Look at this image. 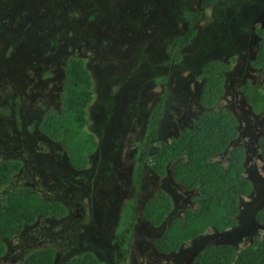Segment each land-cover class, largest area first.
Wrapping results in <instances>:
<instances>
[{
  "label": "rangeland",
  "instance_id": "rangeland-1",
  "mask_svg": "<svg viewBox=\"0 0 264 264\" xmlns=\"http://www.w3.org/2000/svg\"><path fill=\"white\" fill-rule=\"evenodd\" d=\"M53 1L0 0V161L22 163L0 189V201L29 186L46 200L63 202L69 212L62 218L39 217L21 234L5 238L7 252L0 264H20L39 248L53 249L55 264H68L86 251L102 263L117 264L120 252L112 236L120 209L133 197L138 221L127 264H192L207 245L232 244L240 251L262 237L264 226L256 215L264 209V161L258 145L264 111L251 110L242 87L261 80L252 59L259 48L257 32L264 26L258 19L264 0H209L195 25L198 35L175 65L169 63V40L186 32L183 15L198 10L203 0ZM71 55L85 58L94 84L88 130L99 145L81 171L70 166L62 145L38 128L46 111L61 107L63 66ZM214 59L232 66L219 105L239 120V137L216 160L226 164L231 151L243 146L244 176L253 182V192L240 196L237 226L222 233L209 229L179 252L163 255L154 241L186 209L196 207L198 190L188 191L173 180V162L166 177L144 166L138 188L132 174L141 160L149 116L162 100L163 117L149 157L159 152V142H170L203 113L199 99L204 79L198 76ZM7 106L11 112L2 115ZM159 190L171 195L174 209L153 227L141 211Z\"/></svg>",
  "mask_w": 264,
  "mask_h": 264
},
{
  "label": "trees",
  "instance_id": "trees-1",
  "mask_svg": "<svg viewBox=\"0 0 264 264\" xmlns=\"http://www.w3.org/2000/svg\"><path fill=\"white\" fill-rule=\"evenodd\" d=\"M50 1L54 4L53 0ZM210 1L203 0L198 10L183 15L188 28L185 33L169 40L170 65L178 64L182 50L194 42L198 34L195 25L202 18V9ZM93 17L88 20L94 21ZM257 34L260 38L259 48L252 67L261 70V80L257 84L247 82L242 87L245 101L256 114L264 111V28H260ZM231 69V64L221 59L211 60L202 67L198 77L204 79L199 99L204 108L203 113L193 121L191 127L183 128L170 142H159L160 150L152 157L148 156V148L157 139L164 111L163 100L149 116L141 160L136 163L132 174L133 183L137 188L140 187L144 166H148L158 176L166 177L168 166L173 162V180L188 191L198 190V197L194 200L196 207L186 209L183 216L173 220L154 241V247L160 254L179 252L187 242L195 240L209 229L222 233L237 226L240 196H248L253 192V182L244 176L246 150L243 146L231 151L226 164L216 160L239 137L237 116L219 105L226 93V72ZM63 70L61 107L58 111H46L38 122V128L47 138L59 142L68 156L70 166L81 171L89 166L90 155L99 145L94 134L88 130L93 77L82 55L69 56ZM10 112L7 106L6 111L2 110V115ZM258 145L264 161V134L260 136ZM21 167L22 163L17 159L0 161V189L13 180ZM136 205L137 199L133 197L124 203L118 214L112 236V242L120 252L117 264H127L128 261L130 243L138 221ZM173 209L171 195L159 190L145 203L141 215L151 226L159 227ZM68 212L63 202L46 200L29 186L5 195L0 201V256L7 252L5 238L21 234L26 226L34 224L39 217L62 218ZM256 220L264 226V209L258 211ZM55 256L51 248L34 249L24 256L20 264H55ZM68 264L105 263L94 253L86 251L70 258ZM192 264H264V235L255 237L252 244L240 251L232 244L207 245L193 258Z\"/></svg>",
  "mask_w": 264,
  "mask_h": 264
},
{
  "label": "flooded vegetation",
  "instance_id": "flooded-vegetation-1",
  "mask_svg": "<svg viewBox=\"0 0 264 264\" xmlns=\"http://www.w3.org/2000/svg\"><path fill=\"white\" fill-rule=\"evenodd\" d=\"M219 1V0H218ZM242 1V0H241ZM244 1H246V0H244ZM256 2H258V1H256ZM263 11L261 12L262 14L259 16V18L258 19H260L262 22H264V3H263ZM238 21H241V19H234V23H238ZM214 25V24H213ZM261 28H264V26H261ZM253 30H254V28H253ZM205 31H207V30H204V32ZM256 31L254 30V33H255ZM256 41H258V40H256ZM258 43H259V41H258ZM255 58V55L253 56V59ZM253 59H252V61H253Z\"/></svg>",
  "mask_w": 264,
  "mask_h": 264
},
{
  "label": "clouds",
  "instance_id": "clouds-1",
  "mask_svg": "<svg viewBox=\"0 0 264 264\" xmlns=\"http://www.w3.org/2000/svg\"><path fill=\"white\" fill-rule=\"evenodd\" d=\"M198 35V34H197ZM172 39V38H171Z\"/></svg>",
  "mask_w": 264,
  "mask_h": 264
}]
</instances>
